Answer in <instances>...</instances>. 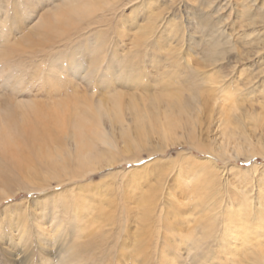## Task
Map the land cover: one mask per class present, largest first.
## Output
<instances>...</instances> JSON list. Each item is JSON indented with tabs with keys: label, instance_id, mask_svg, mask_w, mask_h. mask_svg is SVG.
Wrapping results in <instances>:
<instances>
[{
	"label": "bare ground",
	"instance_id": "obj_1",
	"mask_svg": "<svg viewBox=\"0 0 264 264\" xmlns=\"http://www.w3.org/2000/svg\"><path fill=\"white\" fill-rule=\"evenodd\" d=\"M228 11L245 31L228 20ZM263 19L264 0H0V60L9 61L17 50L36 58L23 70L13 62L0 67L1 88L14 97L13 105L5 106L10 110L0 107V152L12 151L8 155L19 158L24 145L38 133L49 141L38 155L39 168L25 164L30 177L20 186L43 199L40 209L31 212L33 233L6 230L0 223V240L11 247L8 257L25 259L20 247L33 240L40 256H50L53 247L59 264H82L81 253L94 241L100 239L113 248L118 238L125 237L137 246L143 263L149 262L152 254L147 247L154 244L161 245L162 264H176L166 261L164 247H173L180 263L212 264L216 257L215 264H264V188L255 198L238 187L236 194L212 197L216 191L203 196L199 190L212 182L214 165L188 148L182 147L184 161L175 170L176 179L185 177L178 181L185 188L179 195L173 188L166 190L167 209L161 197L141 195L151 180L149 175L133 178L135 167L124 172L133 178L124 185L113 180L99 187L86 180L74 182L84 180L104 162H137L142 152L163 153L180 143L184 119L205 110L211 101L221 112L222 104L234 103L240 95L238 83L223 86L229 76L222 71L223 64L227 55L240 54L238 45H251L248 51L257 55L259 45L264 49ZM5 25L8 31L2 32ZM28 69L30 79L24 73ZM34 81L46 86H37L31 94L29 85ZM251 90H246L247 95ZM38 101L52 106V113H46L53 115L52 122L51 116H38L43 108ZM61 115L69 119L71 148L63 146L66 140L61 132L67 125ZM104 119L107 129L100 130ZM46 141L41 139L39 144ZM148 166L138 172H146ZM235 168L262 169L264 174V164L257 162ZM10 180L8 175L0 178V203L17 195L15 186L8 185ZM51 181L68 187L48 194ZM132 193L140 196L131 198ZM168 209L178 218L173 224L165 221ZM175 230L180 234L172 245L166 234ZM183 239L182 252L178 244ZM50 260L47 257L40 264H52Z\"/></svg>",
	"mask_w": 264,
	"mask_h": 264
},
{
	"label": "rangeland",
	"instance_id": "obj_2",
	"mask_svg": "<svg viewBox=\"0 0 264 264\" xmlns=\"http://www.w3.org/2000/svg\"><path fill=\"white\" fill-rule=\"evenodd\" d=\"M222 1H224V0H222ZM227 17H228V20L230 22H233V21L235 22L234 23L235 28H238L239 31H241V30L245 31L246 30L243 26H239L241 23L237 19L234 18L233 12L229 13V11H228ZM263 22H264V19H263ZM262 25L264 26V23ZM3 27H1L2 32H7L8 27L6 25ZM6 27H7V29H6ZM263 37H264V34H263ZM243 46L244 45H242V46L238 45V52L241 51L240 54H238L236 57L233 54L227 55L226 61L223 64L224 68H222V71L224 70L225 72L226 71L229 72V76L225 77L222 81L223 86H227V85H231V84L236 85V83H238V87H239L238 91H240L239 92L240 95H237L234 103H228L229 101H227V102H225V104H222V107H224L223 112L216 109L215 108L216 106L211 101L210 103H208L210 106L207 105L205 108H203L205 110L194 112L192 114V116H190L188 118L189 120L184 119L183 123L185 124V126L182 129L183 131L181 130L183 137L179 139V141H180L179 144L167 148L165 150V152H163V153L154 152L151 155H147L146 153L142 152V155H141L142 159L140 161H137V162H128V161L125 162V161H123V162L116 163L113 165H105L106 162H104L105 164H102L99 169L95 170L94 172H90L89 174H87L85 176L84 180H76L74 182L80 183V182L86 180L87 182L90 181L92 184H97L99 187L100 185L103 186L106 183L112 182V180H113V181H117V183H122L124 185V184H127L129 181L133 180V178H136L137 175L142 176V177L149 175L150 180H151L149 183H151V184H149V186H146L143 189L144 193H141V195L144 194L146 196L149 193H153L154 195L161 197L162 201L161 200L160 201L165 202V203L163 202L165 204L164 207H165V209H167V208H169L168 207L169 205L167 204V202L169 203V199L166 198V197H168L167 195L165 196L166 190L173 188L172 191L175 192L177 195H179L178 193H180L181 188H185V187H179L180 184L178 182L181 180L184 181L185 177L179 176L178 179H176V176H175V173H176L175 170H176L177 166L181 164V161L182 162L184 161L183 157H184L185 150H183L184 152L182 151V147H183L185 149L188 148L197 156L208 157L214 165V167L210 169L211 174L209 177L210 182H211V179H212V182L209 184V181H208V182H206V184H202L204 187H202L199 190L200 194H202L203 196L204 195H210L211 196L212 192L217 191L215 195H212V197L218 196L219 194L222 196H226V194L228 195L229 192H231L232 194L235 192H238V190H239L238 188H240V189L247 190L250 194V197L255 198L259 194L258 190H261V188H264V186H263L264 185V174L262 172V169L258 170V171H254V170L252 171V169H247L246 171H244L241 169H236V168L232 169V168L235 166H240V167L246 168L255 162H257L258 164H264V92L260 91V89H262L264 87V49H262L261 45H259L258 48L260 50V53L257 55L256 53H254V51H252V49L249 50L250 52L248 51V49L250 48V47L248 48V46H251V45H248V46L245 45V48ZM22 52H23L22 50H21V52H20V50H17L15 53L11 54L10 55L11 58H9V61H1L0 60V63H1L0 67L4 64H5V66H7L11 62H13L14 64H16L18 66V68L20 70L27 68V65L29 66L28 62L31 59H36V58L31 57V55H29V54L26 55V54H24V52L23 53ZM22 54H24V55L22 56ZM7 62H9V63H7ZM231 62L232 63L234 62L233 63V64H235L234 67L229 66V63H231ZM24 63H26V64H24ZM232 63L230 65H232ZM29 71H31V69L24 71L26 79L27 78L30 79V75H28V74H30ZM2 78H0V83L2 82L1 81ZM248 79L252 83L250 82V84H247ZM261 80H262V82H260ZM40 82L41 83L38 84L39 81L38 82L34 81L31 83V85H29V87H31L33 90V92L31 94H33L35 92L37 86H40V85L46 86L42 83V81H40ZM28 84H30V83H28ZM243 84H244V86H243ZM1 87L2 86L0 84V88ZM1 89H0V93L2 94L4 92V94L0 95V107L3 110H5V109L10 110L6 107L13 105V103H11V102L13 101L14 97L8 95L7 94L8 91L7 92H6V90L4 91V88H1ZM246 90L247 91L251 90L252 94L250 93L249 95H247ZM23 95L25 97H27L28 94L25 93ZM38 98H40L39 95H37V99ZM8 103H10V104L7 105ZM37 104H39L40 108L43 107L42 108V114H39L38 116L41 115V117H44V115H45L46 119H49V117L51 116L50 120L51 119L53 120V118H54L53 115H50V116L46 115V113H49V114L52 113V109H50V108H52V106L46 105V103L44 101L43 102L38 101ZM212 109H213V111H212ZM61 117H63V118H61V120L62 119L65 120L66 125H67V127L65 128V130H67V131L65 132V130H63V132H65V133L61 132V134H63V136H62L63 140L64 139L66 140L65 141L66 144L63 146L66 148H71V147H73L74 143H73V140H71L72 138L69 135L72 132V130L68 127V120L69 119H68V116L64 117L63 115H61ZM52 120H51V122H52ZM101 125L102 126L99 127L100 130H102L103 127L105 130L107 129L108 124L106 122V119H104L103 121L101 120ZM36 135L37 136H35L33 138L34 140H31L30 142H27L24 145V148L21 151V154H19V158L9 156L8 153L10 155H12V151H6L5 154H2L0 152V178H3L4 176H7V175L11 176V180L12 179L13 180L12 181L10 180L8 185L10 184L11 188H13L15 186L14 191L17 192V195L15 197L10 196L7 199H3L0 203V223H2L4 228H6V230L7 229L10 230V228H11V229H15L17 231H26L27 233L28 232L33 233L32 230H34V229H32L33 227H31V226L35 225V223L31 221L32 214L35 213L37 210H39L40 207L43 205L42 204L43 199L39 200V199H41V197L38 196V195H40L38 192L27 191L26 189L20 187L22 185V182L24 185H26L27 184L26 181L30 177L29 169H28V167L25 166V164L27 163L28 164L27 166H30V167L33 166L35 168H39L40 167L39 162H40L41 157L38 155H39V153L43 152V150L45 149V147H44L45 144L49 142V141H46V136H43L41 133H38ZM65 135H67V137ZM14 136H16V134ZM116 136H117V134H116ZM66 138L67 139L69 138V140H71V141L67 140ZM41 139L42 140L44 139L46 142L39 144ZM36 141L38 142V144H35ZM192 143L194 144V146L197 145L198 148H197V146L196 147H194V146L190 147ZM29 144H30V146H29ZM49 147L51 148V145H49ZM27 150H29V151H27ZM40 150H41V152H39ZM202 150L203 151L206 150V151L203 152ZM1 157H3V158H1ZM5 160H7V161H5ZM21 160H22V162H21ZM18 163H20V165ZM145 164H150L151 167L148 166L150 168H147L146 172L143 170L138 172V170H140V168H142V166H144ZM231 165L232 166L234 165V166L232 167ZM134 167L138 168V169L136 171V174L132 175L133 178L131 175L124 173L127 169L129 170V168H134ZM151 168H153V171L151 170ZM155 169L158 170V171H156L157 174H159L158 172H159V170H161V174L160 175L155 174L156 173ZM153 172H155V173H153ZM21 175H22V179H21ZM13 176H14V178H19L20 181H19V179H18V181L16 179H14ZM103 178H105V180H103ZM23 179H26V181ZM31 180L34 183L38 182V180H36L35 178H31ZM15 181H17V182H15ZM213 181H217V182L215 183ZM207 183L209 185H207ZM220 183H221V185H220ZM50 184L51 185L46 189L48 191V194L55 192V190L58 191L61 188L65 189L68 187L67 185L64 186V184L57 186L54 181H51ZM218 186H220V188ZM257 186H259V187H257ZM199 187H201V186H199ZM236 188H237V190H236ZM147 191H148V193H147ZM225 191L226 192L228 191V192L226 193ZM218 192H220V193H218ZM134 193H132L131 198H135L136 196L139 195V194L133 195ZM35 199H38V200L35 201ZM181 208H182L181 211H183L185 209L182 206H181ZM31 212H32V214H31ZM28 213H30V214H28ZM172 214H174V213L170 209H168V211H166L164 213L165 221L169 222L168 224H173L178 220V218L175 216V214H174V216L177 219ZM183 214H184L183 216L186 215V216L190 217V215H187L185 213H183ZM12 220H13V222L11 223V226L8 225L10 223V221H12ZM172 221H173V223H172ZM24 222H25V224H24ZM68 231L66 232V235L69 234ZM175 231H174V233H176V234H174V233L168 234V232H167V234L165 233L169 237V242H170V244L172 243V245L174 244V241L177 240L176 237L178 236V234H180L179 230H175ZM164 232H166V231L164 230ZM17 234H18V232H17ZM15 236H17V235H15ZM122 238H120V239L118 238L114 242L115 245L114 244L112 245L113 248H109L107 246V244H104L105 245L104 246L100 239H98L100 241L99 243L94 241L95 245H91L90 247L84 248V251L81 253V256L83 255L81 257L82 264H118V263L119 264H151V263L152 264H159V263L162 264V261L160 258V254H161L160 253L161 252L160 246L161 245L156 246V245L152 244L153 247H152V245L149 246L150 248L147 247V249L151 251L150 253L152 255H150L148 258L149 262L145 263L146 261H144V263H143V259L141 256H139L140 254H139L138 250L136 249L137 246L132 247L130 238H125V237H122ZM131 238H132V236H131ZM173 239H174V241H173ZM82 240L83 239L81 238V241ZM32 241L28 245H25L24 247H20L22 252L26 254V257H25V259H21V260L18 259V261H17V260H14V259L8 257L7 249L10 250L11 247L10 246L6 247V244H5L6 242L3 243L0 240V264H40L42 262V260H43V262H44V260H47V257H50V259H53V260H50V261H52V264H59L58 261L57 262L55 261V260H58L57 259L58 257L56 255L57 254L56 248L54 250L52 247V249H50V251H49V252H51V255L53 257L51 255L50 256L47 255L48 253L45 254L47 256H45V255L40 256V251H39L38 247L34 244V241L33 242ZM183 241H184V239H183ZM183 241H181L182 243L178 244L180 246L179 249L182 252L186 249V246H185L186 242L185 241L183 242ZM121 242H122V244H121ZM110 244H112V242ZM123 244H125V245H123ZM97 246H98V248H97ZM123 247L124 248L126 247V248L124 249ZM151 247L153 248V250L151 249ZM154 247H156V248H154ZM172 248L173 247H171V249H169V248L166 249V247H164L165 258L167 257L166 261L167 260H169V261L175 260L176 264H187L188 262L180 263L181 259H179V260L177 259L178 257L174 255V251ZM54 256H55V259H54ZM44 257H46V259ZM158 257H159V259H158ZM11 259H12V262H11ZM92 259H93V261H92ZM21 261H22V263H21ZM28 261H30V262H28ZM83 261H84V263H83ZM88 261H89V263H88ZM217 262L218 261H217L216 257L211 261L212 264H215Z\"/></svg>",
	"mask_w": 264,
	"mask_h": 264
}]
</instances>
